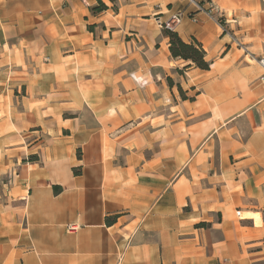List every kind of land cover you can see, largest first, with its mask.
I'll list each match as a JSON object with an SVG mask.
<instances>
[{
  "label": "crops",
  "instance_id": "crops-1",
  "mask_svg": "<svg viewBox=\"0 0 264 264\" xmlns=\"http://www.w3.org/2000/svg\"><path fill=\"white\" fill-rule=\"evenodd\" d=\"M208 1L202 70L185 0H0V264H264V0Z\"/></svg>",
  "mask_w": 264,
  "mask_h": 264
},
{
  "label": "built area",
  "instance_id": "built-area-1",
  "mask_svg": "<svg viewBox=\"0 0 264 264\" xmlns=\"http://www.w3.org/2000/svg\"><path fill=\"white\" fill-rule=\"evenodd\" d=\"M189 6L193 8L192 11H179L172 12L165 20L159 22L162 29L174 32L175 29L181 24L182 20L187 17L192 21H196V13L203 12L209 18L213 19L220 27L223 34H230L231 43L238 47L244 48L243 44L233 34V30L228 26L233 20H227L224 13L211 1H199V0H185ZM257 64L262 69V75L259 80L264 84V55H261L256 60ZM236 215H240V211H236ZM68 230H74L75 226H67Z\"/></svg>",
  "mask_w": 264,
  "mask_h": 264
},
{
  "label": "trees",
  "instance_id": "trees-1",
  "mask_svg": "<svg viewBox=\"0 0 264 264\" xmlns=\"http://www.w3.org/2000/svg\"><path fill=\"white\" fill-rule=\"evenodd\" d=\"M106 6L99 1L93 10H104ZM167 31V30H165ZM169 34V51L172 57L191 61L196 67L207 70L209 63L205 60V52L196 40L190 42L182 41L175 32L167 31Z\"/></svg>",
  "mask_w": 264,
  "mask_h": 264
},
{
  "label": "bare ground",
  "instance_id": "bare-ground-1",
  "mask_svg": "<svg viewBox=\"0 0 264 264\" xmlns=\"http://www.w3.org/2000/svg\"><path fill=\"white\" fill-rule=\"evenodd\" d=\"M248 215V214H247ZM246 216V215H245Z\"/></svg>",
  "mask_w": 264,
  "mask_h": 264
}]
</instances>
